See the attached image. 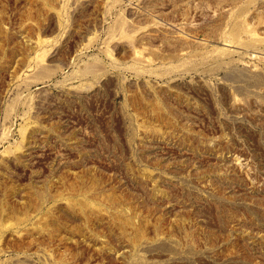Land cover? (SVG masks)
<instances>
[{
	"label": "rangeland",
	"instance_id": "obj_1",
	"mask_svg": "<svg viewBox=\"0 0 264 264\" xmlns=\"http://www.w3.org/2000/svg\"><path fill=\"white\" fill-rule=\"evenodd\" d=\"M0 264H264V0H0Z\"/></svg>",
	"mask_w": 264,
	"mask_h": 264
},
{
	"label": "bare ground",
	"instance_id": "obj_2",
	"mask_svg": "<svg viewBox=\"0 0 264 264\" xmlns=\"http://www.w3.org/2000/svg\"><path fill=\"white\" fill-rule=\"evenodd\" d=\"M247 29V28H246ZM245 29V30H246ZM250 30V29H249ZM254 33V32H253ZM252 32H250V31H245V35L247 36V38L248 39H250V40H252L253 42H256L257 41V37H255V35L253 34ZM235 44H237V43H235ZM240 44V43H239ZM240 46V45H239ZM236 48V47H235ZM240 48V47H239ZM234 49V48H233ZM242 49V48H241ZM136 52V51H135ZM140 53V52H139ZM139 53H135L134 55L139 59V60H143V58H142V56H141V54L139 55ZM244 68H246V67H244Z\"/></svg>",
	"mask_w": 264,
	"mask_h": 264
}]
</instances>
